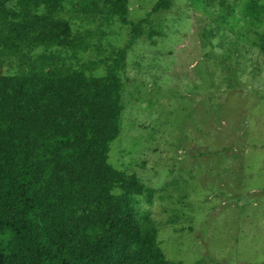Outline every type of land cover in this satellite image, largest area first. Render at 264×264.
<instances>
[{
	"label": "rangeland",
	"instance_id": "obj_1",
	"mask_svg": "<svg viewBox=\"0 0 264 264\" xmlns=\"http://www.w3.org/2000/svg\"><path fill=\"white\" fill-rule=\"evenodd\" d=\"M158 1L129 0L143 36L118 73L124 108L109 163L156 191L137 197V209L157 223L167 261L264 264V16H248L251 0H175L151 14ZM103 31V50L80 55L74 69L107 74L132 25L114 20ZM22 65L0 55V73Z\"/></svg>",
	"mask_w": 264,
	"mask_h": 264
},
{
	"label": "trees",
	"instance_id": "obj_2",
	"mask_svg": "<svg viewBox=\"0 0 264 264\" xmlns=\"http://www.w3.org/2000/svg\"><path fill=\"white\" fill-rule=\"evenodd\" d=\"M247 14L260 20L264 7L251 0ZM128 16L129 0H0V55L23 61L19 74L0 73V264H176L137 209L156 191L109 163L124 108L118 73L143 36ZM73 19L98 29L75 31ZM114 20L132 34L109 52L107 74L74 69L103 50L95 41Z\"/></svg>",
	"mask_w": 264,
	"mask_h": 264
}]
</instances>
